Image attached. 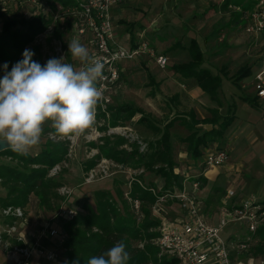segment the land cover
<instances>
[{"label": "rangeland", "instance_id": "rangeland-1", "mask_svg": "<svg viewBox=\"0 0 264 264\" xmlns=\"http://www.w3.org/2000/svg\"><path fill=\"white\" fill-rule=\"evenodd\" d=\"M256 5V0H127L114 8L113 22L116 34L123 44L129 46L127 38L134 35L150 42L156 55L164 54L168 57V62L166 68H161L153 56L143 54L137 59L120 63L123 78L110 92L112 99L110 104L114 107L132 104L131 106L145 114L160 130L154 131L148 123L139 122L141 117L139 113L124 122L120 117L116 124L111 120L113 112L108 113L106 119L96 117L95 123L76 138L57 135L53 127H48L52 126V122H45L39 143L32 146L29 151H38L47 139H52L68 141L69 153L68 161L55 165L56 171L52 173V168L49 174L55 181L63 183L62 187L55 191L58 198L52 200V209L40 207L37 197L31 194L29 202L22 208L24 218L14 220L17 225L14 236L19 237L23 234L26 245L36 247L31 254V264H68L61 243L65 234L63 224L69 220L68 211H75L76 216L84 213L87 208L96 212L98 209L96 193L101 190L110 191L120 207L122 192L128 203L132 204L129 197L131 181H140V185L145 188L149 186L150 192L157 197L154 203L143 205L151 209L152 216H155L153 206L160 198L161 215L168 220H175L184 214L180 201L163 195H167V192H177L184 186L187 190L190 189L192 179H188V176L206 170L204 173L207 174L209 186L199 188L198 195L201 193L203 197L197 195V199L204 202L206 223L219 227L221 218L219 212L223 201H226L224 192L226 187L229 189L228 183L223 174L221 180L218 179L214 184L216 167L204 165L208 148L203 149L201 155L195 158L188 153V143L184 138L191 129L181 122L180 115L190 111L195 113L197 119H202L211 115L210 108H218L220 113L225 115L228 108L235 105L237 120L226 132L237 126L236 129L241 132L248 129L255 134L252 135L253 142L244 138V143L238 145L240 148L238 154L241 152L242 155H246V167L244 171L238 172L237 176L238 178L246 176L248 192L253 190L259 202L264 203V118H261L264 116V99L258 101V107H252L242 99L244 95L249 97L256 95L254 91L256 76L262 71L264 63V33L246 30L258 23V18L252 17L256 12ZM9 10L12 11V5ZM47 12L53 16L51 28L38 34L24 50H32L33 59L44 65L50 58H60L57 50L62 48L65 62L72 63L74 68L79 70L82 65L78 59L71 57L68 48V41L72 40L69 10H65L60 3H51L47 6ZM12 14L14 15L13 12ZM1 19L3 21V17ZM121 20L126 23H121ZM1 28L2 22L0 32ZM193 44L202 52L200 67L222 76L219 90L222 103L220 107L208 94H194L193 90L196 91L198 86L196 80L187 78L186 73L177 68L179 64L192 59ZM83 45L91 54L90 43L86 44L84 41ZM245 66L251 67V72L236 80L238 70ZM171 119H175L173 125L167 127L166 123ZM197 126L200 131L210 127L204 124ZM166 131L170 133L172 155L176 162L173 171L178 175L177 182H182L179 185L173 184L175 186L167 190L164 189V178L150 170L151 165L147 164L151 161L148 154L151 151L150 143L159 140ZM121 136L125 138L122 144L119 138ZM224 142L225 140L221 144ZM114 145L122 151L132 153L130 156L132 160L125 165L110 159L107 155L108 149ZM141 154L146 156L138 160ZM238 154L235 156V153L231 152V159H238ZM94 159L96 165L86 171L85 163ZM104 160L114 164L109 165L108 175L101 171L100 166ZM5 163L14 161L8 157H0V169ZM160 165L157 163L155 169ZM92 169L96 171L95 179L86 181L88 172ZM201 176L205 177L204 174ZM148 183L149 185H146ZM64 189L70 190L71 193H64ZM6 195L7 190L0 181V197ZM208 196L212 197L213 203L207 211L204 197ZM4 221L0 215V230L6 231L8 226L3 224ZM248 233V226L230 222L220 228L219 234L224 241H237L241 237H246ZM249 250L247 248L241 251L238 247L231 249V264L258 263V255ZM49 254H54L55 259H48ZM210 262L213 260L210 259ZM0 264H14V259L3 246H0Z\"/></svg>", "mask_w": 264, "mask_h": 264}, {"label": "trees", "instance_id": "trees-1", "mask_svg": "<svg viewBox=\"0 0 264 264\" xmlns=\"http://www.w3.org/2000/svg\"><path fill=\"white\" fill-rule=\"evenodd\" d=\"M39 1L45 7L50 6L51 3H60L66 10L74 6L77 0ZM12 12L9 16L1 13L3 22L0 32V78L5 74L3 65L7 63L8 71H11L12 66L22 58L24 48L53 23V16L42 9L28 16L24 15L19 7H15ZM120 22L126 23L124 20ZM130 36L134 41L135 36ZM192 48V59L189 62L179 64L177 68L186 73L187 78L196 80L197 85L220 107L222 103L219 90L222 85V76L214 74L210 69L200 67L202 52L195 44ZM250 72L251 67L241 68L238 70L239 74H236V80L241 79ZM242 99L252 107H258V97L256 95L254 97L244 95ZM131 105L127 103L114 107L109 104L108 113L113 112V119L111 120L114 124L120 117L124 122L131 120L136 113L141 114ZM209 110L211 115L202 119H197L193 111L180 115L181 122L191 129L184 141L188 143V153L194 158L201 155L202 150L209 147L210 144L222 142L227 129L236 116L235 105L234 107L231 105L225 115H222L218 108H210ZM97 117L106 119V112L100 109ZM174 120L167 121L166 126H172ZM139 122L148 123V126L154 131L160 130L145 114H141ZM198 124L209 125L210 127L200 131ZM167 131L163 133L159 140L150 143L151 151L148 154H150L151 161L147 162L148 165H151L149 166L150 170H154L156 174L164 178L165 190L182 184V182H177L178 175L173 171L176 162L172 155L170 133ZM119 138L122 144L125 138L124 136ZM68 153V141H55L52 139H47L38 151H28L26 155L17 154L10 148L0 151V157H8L14 161V163L1 165L0 180L7 190V195L6 197H0V207L8 205L24 207L29 202L30 195L34 194L40 207L52 209V200L58 198V193H55V191L62 187L63 183L55 181L49 174L55 165L68 161ZM131 154L122 151L121 148L115 145L109 148L107 153L110 159L125 165L132 160ZM144 156L146 155L141 154L138 160L143 159ZM95 160L87 161L84 169L89 171L90 168L96 165ZM157 163L161 165L155 169L154 166ZM198 179L201 181L202 187L206 186L207 179L205 177L200 176ZM149 183L146 185H149ZM148 187L145 188L138 181H131L129 197L132 200L139 199L141 201L142 210L140 213L132 209V205L123 196V192L121 195L122 207H120L110 191L101 190L96 193L98 206L96 212L87 208L84 213H80L73 219L66 221L63 224L66 238L62 243V247L66 252L67 263L87 264L92 256L102 254L113 247L117 241H123L126 251L130 254L127 264H178L175 257L169 255L157 244L161 236V220L156 216H152L150 208L143 206L154 203L157 198L150 192ZM205 201L206 210L208 211L212 207V197L206 198ZM263 232L264 226L260 227L256 233H252L250 240H246V237L238 239L239 243H246L249 246V252L252 251L255 255H263Z\"/></svg>", "mask_w": 264, "mask_h": 264}, {"label": "built area", "instance_id": "built-area-1", "mask_svg": "<svg viewBox=\"0 0 264 264\" xmlns=\"http://www.w3.org/2000/svg\"><path fill=\"white\" fill-rule=\"evenodd\" d=\"M125 1L127 0H77L74 6L66 9L71 14L70 31L72 39H78L82 45L84 41L86 44L90 43L92 49L90 55L98 58L105 65L103 70L104 78L96 84V87L102 91V97L96 105V117L100 109L106 112V116L108 115V106L112 100L110 92L120 82L123 75L120 63L148 54L156 59L161 68L167 67L168 57L164 54L156 55L150 42L143 41L137 37L132 41L131 36H129L127 38L129 46H125L124 42L119 39L113 22V10ZM256 1V12L252 17L258 18V23L249 26L246 30L248 32L258 30L264 33V0ZM11 5L12 10L15 7H19L26 16L34 14L40 9L47 12V7L43 6L39 0H0V24L3 22L1 13L9 16L12 12H10L11 9L9 10ZM50 28L51 26L48 29ZM57 54L61 55V57L65 55L62 48L57 50ZM262 68V71H259L256 76L254 87L258 98H264V63ZM226 158V150L217 145L215 147L210 146L204 159V165L218 167L223 165ZM109 165L114 164L104 160L100 166L101 171L106 175H108ZM55 171L56 168H53L52 173ZM204 171L206 172V170ZM204 171L197 175L188 176V179H192L190 189L187 190L184 186L177 192H167V195H163L167 198H177L180 201L184 211L183 216L175 220L166 219L160 213L162 210L160 198L156 201L152 210L155 216L161 220V236L157 244L169 255L175 257L178 264H231V249L238 247L239 250L244 251L249 246L246 243H239V240L224 241L219 234L220 228L225 227L230 222L248 226L249 233L246 236V240H250V235L256 233L260 227L264 226V203L258 202L255 197L251 200H241L239 203H235L236 192L228 190L225 193L226 201H223L219 212L221 215L219 227L207 224L203 207L204 202L197 199L199 188L201 187V181L198 178L203 174L205 175ZM88 174L89 178L87 177L86 181L95 179V169H92ZM64 193L70 194L71 191L64 189ZM163 198L161 197V199ZM131 205L135 212H141L142 203L139 199L132 200ZM22 208L15 205L0 208V215L5 220L3 224L8 226L6 231L0 230V246H3L10 253V257L14 259V264H31L32 251L26 245L27 242L25 241L26 244L23 242L24 235L14 236L17 231V225L14 220L24 218V210ZM67 216L69 220L73 219L76 216V212L69 210ZM65 238L66 234L61 239V243L64 242ZM20 241L22 243H19ZM257 257H259L258 263L252 262L251 264H264V254ZM48 259L54 260L55 255L49 254ZM210 259L213 262H210ZM239 264L244 263L240 262Z\"/></svg>", "mask_w": 264, "mask_h": 264}, {"label": "clouds", "instance_id": "clouds-1", "mask_svg": "<svg viewBox=\"0 0 264 264\" xmlns=\"http://www.w3.org/2000/svg\"><path fill=\"white\" fill-rule=\"evenodd\" d=\"M73 59L82 65L76 70L64 57L50 58L44 65L25 49L22 59L0 78V142L13 152L26 155L39 143L46 121L61 137L76 138L96 120V105L102 91L96 87L104 78L105 65L78 39L68 41ZM130 254L123 241L102 254L92 256L87 264H127Z\"/></svg>", "mask_w": 264, "mask_h": 264}, {"label": "crops", "instance_id": "crops-1", "mask_svg": "<svg viewBox=\"0 0 264 264\" xmlns=\"http://www.w3.org/2000/svg\"><path fill=\"white\" fill-rule=\"evenodd\" d=\"M193 93L196 95H200L201 93H205V92L203 90H201L200 87L197 86L196 91L193 90ZM260 99H264V98H258V101ZM260 116H262V115H260ZM261 118H264V116H262ZM236 120H237V116H235V119L232 123L233 126L235 125ZM48 127L52 128V126H48ZM236 128H237V126L232 128L233 130H231L230 132L225 133V137H224L225 142L224 143H222V144H221V142H219V144L215 143V145L226 150L227 158L225 159V162L223 163V165L216 167L215 170L217 172L215 174L213 181H215L214 182V184H215L218 181V179L221 180V175L224 174V177L227 180L226 182L228 183L227 185L229 187V189H227V187L225 188L224 193H226V191H228V190H234L236 192V195H237L235 198V200H236L235 203H239L241 200H251L254 197L259 202V198L256 196L255 192H253V190L248 192V189H247L248 178L246 176H245V178H238V176H237L238 172L244 171V169L246 167V155H242L241 152H240V154H238L239 150H240L238 145L244 143V140H243L244 138H246V141L250 140L251 142H253L254 139H252V135H255V134L248 129H246V131L244 130L241 132V130L236 129ZM42 131H43V128H42ZM41 136H42V134H41ZM223 144H224V146H223ZM231 152L232 153L234 152L235 156L238 154L239 158L238 159L235 158L232 160L231 156H230ZM204 176L207 179L206 185L209 186L207 174H205ZM214 184L212 183V185L215 187ZM206 189H207V187H206ZM199 196L201 197L202 194L199 193L198 197ZM210 196H208V197H210ZM208 197H204V198H208ZM175 205L173 206V209H174ZM177 205H179V204H177ZM203 207H204V205H203ZM182 212L184 213L183 210H182ZM23 242L26 244L25 240ZM29 248L31 249L32 253L34 252V249H36V247H32V248L29 247Z\"/></svg>", "mask_w": 264, "mask_h": 264}, {"label": "water", "instance_id": "water-1", "mask_svg": "<svg viewBox=\"0 0 264 264\" xmlns=\"http://www.w3.org/2000/svg\"><path fill=\"white\" fill-rule=\"evenodd\" d=\"M7 145L3 142H0V151L7 149L8 147H6Z\"/></svg>", "mask_w": 264, "mask_h": 264}]
</instances>
